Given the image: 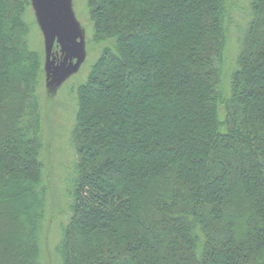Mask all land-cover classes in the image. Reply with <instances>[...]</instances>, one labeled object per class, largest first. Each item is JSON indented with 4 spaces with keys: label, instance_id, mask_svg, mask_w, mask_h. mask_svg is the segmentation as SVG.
Segmentation results:
<instances>
[{
    "label": "trees",
    "instance_id": "obj_1",
    "mask_svg": "<svg viewBox=\"0 0 264 264\" xmlns=\"http://www.w3.org/2000/svg\"><path fill=\"white\" fill-rule=\"evenodd\" d=\"M33 1L0 0V264H41ZM85 2L102 49L73 91L60 263L264 264V0L227 75L234 0Z\"/></svg>",
    "mask_w": 264,
    "mask_h": 264
},
{
    "label": "rangeland",
    "instance_id": "obj_2",
    "mask_svg": "<svg viewBox=\"0 0 264 264\" xmlns=\"http://www.w3.org/2000/svg\"><path fill=\"white\" fill-rule=\"evenodd\" d=\"M234 2L226 49V75L234 67L240 28L247 21L248 0ZM65 9L68 15L69 36L72 39L68 46L57 38L49 37L36 0L25 16L30 28L29 46L39 52L44 63L38 89L43 120V148L40 155L44 164L42 183L47 190V208L39 258L41 264H61L55 248L61 238V228L68 219V191L74 177L72 169L76 159L70 143L76 111V96L73 91L84 81L90 65L102 49L101 45L94 46L91 41V23L85 0H65ZM226 82L223 85L225 95L228 89Z\"/></svg>",
    "mask_w": 264,
    "mask_h": 264
},
{
    "label": "water",
    "instance_id": "obj_3",
    "mask_svg": "<svg viewBox=\"0 0 264 264\" xmlns=\"http://www.w3.org/2000/svg\"><path fill=\"white\" fill-rule=\"evenodd\" d=\"M36 3L49 37L57 38L68 46L72 39L69 36L65 0H36Z\"/></svg>",
    "mask_w": 264,
    "mask_h": 264
}]
</instances>
